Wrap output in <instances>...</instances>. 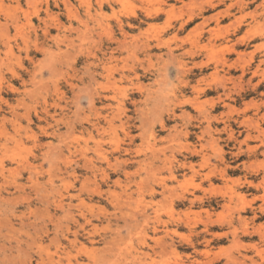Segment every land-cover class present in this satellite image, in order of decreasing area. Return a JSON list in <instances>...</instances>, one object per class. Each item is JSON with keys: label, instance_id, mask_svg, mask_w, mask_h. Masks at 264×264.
I'll list each match as a JSON object with an SVG mask.
<instances>
[{"label": "rangeland", "instance_id": "rangeland-1", "mask_svg": "<svg viewBox=\"0 0 264 264\" xmlns=\"http://www.w3.org/2000/svg\"><path fill=\"white\" fill-rule=\"evenodd\" d=\"M0 34V264H264V0H0Z\"/></svg>", "mask_w": 264, "mask_h": 264}, {"label": "bare ground", "instance_id": "bare-ground-1", "mask_svg": "<svg viewBox=\"0 0 264 264\" xmlns=\"http://www.w3.org/2000/svg\"><path fill=\"white\" fill-rule=\"evenodd\" d=\"M262 8H263V4H262V6H261ZM255 21H256V18H255ZM254 20H252V22L254 23L255 22ZM258 22V21H257ZM5 23V22H4ZM3 23V24H4ZM6 23H7V21H6ZM13 25L15 24V22H11ZM17 23V22H16ZM3 26V25H2ZM16 27L18 26V25H15ZM15 27V28H16ZM261 28V27H260ZM1 36H2V34H0ZM5 36V35H4ZM24 36V35H23ZM3 37V36H2ZM25 41V40H24ZM25 43V42H24ZM10 46V45H9ZM257 47V46H256ZM6 50H7V48H6ZM8 51L10 52V53H12V49L10 48V47H8ZM7 52V51H6ZM169 52V51H168ZM13 54V53H12ZM7 55V54H6ZM6 55H5V57H6ZM8 58V57H7ZM11 58V57H10ZM9 59V58H8ZM8 59H6V60H8ZM4 62V61H3ZM216 62V61H215ZM2 65V64H1ZM258 66V65H257ZM256 70V69H255ZM12 72V75H17V72H15V71H11ZM215 73V72H214ZM9 89H11L12 91L13 90H16V88L14 87V86H12V85H10L9 87H8ZM197 105V104H196ZM228 105V104H227ZM15 112V111H14ZM264 115V114H263ZM16 116V115H15ZM19 125V124H18ZM20 126V125H19ZM18 131V130H17ZM7 133V132H6ZM5 135V134H4ZM11 136V135H10ZM3 137V136H2ZM10 139V138H9ZM16 141V140H15ZM18 141V140H17ZM3 147L4 146V141H3V138H2V141H1V137H0V147ZM98 154H100V153H98ZM207 155V154H206ZM170 157V156H169ZM117 158V157H116ZM25 160V159H24ZM206 160V159H205ZM26 161V160H25ZM85 161V160H84ZM204 161V160H203ZM28 162V161H27ZM190 163V162H189ZM95 166V165H94ZM10 170V169H9ZM8 172V171H7ZM13 172V171H12ZM222 172V171H221ZM3 173V172H2ZM10 173V172H9ZM17 174V173H16ZM156 175V174H155ZM102 177V176H101ZM156 178H157V176H156ZM84 182V181H83ZM137 185H138V183H137ZM144 185V184H143ZM125 187V186H124ZM137 188H138V186H137ZM151 188V187H150ZM163 188L165 189H167V187L166 186H164L163 185ZM56 190V189H55ZM57 193V192H56ZM125 193V192H124ZM126 197H128V196H126ZM129 198V197H128ZM0 200H2V195H0ZM59 205V204H58ZM142 215V214H141ZM153 229H155V228H153ZM76 233V232H75ZM236 261V260H235Z\"/></svg>", "mask_w": 264, "mask_h": 264}]
</instances>
